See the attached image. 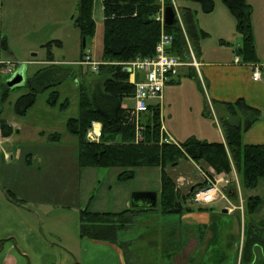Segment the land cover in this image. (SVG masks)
I'll return each instance as SVG.
<instances>
[{"label":"rangeland","instance_id":"obj_1","mask_svg":"<svg viewBox=\"0 0 264 264\" xmlns=\"http://www.w3.org/2000/svg\"><path fill=\"white\" fill-rule=\"evenodd\" d=\"M214 1L215 8H227L223 0ZM78 2L79 0H0V33L2 37L8 35L10 49V52H1L4 60L12 61L16 70L21 68L25 78L32 77L35 71L43 66L54 64L69 67L73 72L72 76L67 77L55 88L60 92V98L55 105L47 101L52 89L45 90L37 95L35 104L25 115L16 114V99L28 91L24 86L11 90L9 98L0 103V120L5 119L14 127L11 138L0 144V176H5L4 185L9 189H18V197L23 199L19 205H13L14 213H11V216L4 210L5 206L0 204V238L12 231L18 247L28 245L33 250L43 251L42 255H49L50 249L59 250V246L63 245L79 248L81 209L121 211L133 207V192L155 191L158 194L156 209L138 213L131 225L118 233V241L127 248L122 249L124 256L130 264H185L193 253L194 240H199L201 233H204V227L202 224L185 222V214L181 216L161 211L160 167H138L133 178L119 180V167H81L79 164L78 138L68 131L67 121L79 115V86H89L92 80L98 79L99 73L92 72L87 65L78 64L84 50V38L74 20L78 13ZM173 3H176L178 8V1L174 0ZM194 4L196 8H200L198 3ZM98 5L101 7L100 3ZM215 12L213 14H217V9ZM178 13V19L181 21L179 9ZM200 14L204 15H199L198 24L207 32V35L200 39V48L206 47L207 52L212 54L213 50L222 47L230 57L237 59L232 48L236 47L237 39L241 40L242 37L236 26L233 24L230 28L225 25L226 36L223 37L220 34L222 26L210 19L214 15L202 11ZM100 15L101 18L97 12L94 36L85 38V52L91 53V56L99 61L103 55V8ZM181 26L184 27L182 21ZM187 40L188 55L191 58L181 59L185 65L191 64L190 61L194 64L196 55L192 41L188 38ZM49 54L53 55L52 60H48ZM188 67L181 66L179 71L184 70L189 74ZM194 67L199 68V64ZM12 75L0 73V85ZM181 80L180 85L167 83L164 87V98L161 101L162 124L170 129L173 127L179 133L187 131L185 136L178 135L179 142L190 136L204 139L203 126H209L213 133L207 137L221 141L223 136L219 132L215 116L207 119L204 116L205 90L201 89L191 75ZM65 99L68 100V105L63 108L61 104ZM124 103L133 106L134 100L126 98ZM191 106H194L193 111ZM214 107L221 125L225 110L215 105ZM56 133L59 138H54ZM181 160L179 167H169L168 172L175 178L181 192L186 194L193 186L203 184L201 169L208 174L209 168L213 166L203 163L199 164L200 169L195 162L185 158ZM6 167L9 172L4 175ZM235 167L232 162V171L224 173L229 179L225 190L223 188L224 198L219 197L216 202L205 204L189 200V205L194 208L192 212L208 211L209 206L213 205L217 209L231 208L244 215V202L250 194L259 193L264 196V178L256 189H246ZM214 170L216 171L215 168ZM180 175L187 177L184 184L177 181ZM231 189L237 191V197H230ZM2 199L0 195V201ZM258 216H264V213ZM63 253L68 262V256L65 251ZM31 255L36 264L37 258L33 253ZM46 261L48 264L62 262L61 258L55 259L52 255Z\"/></svg>","mask_w":264,"mask_h":264},{"label":"trees","instance_id":"obj_2","mask_svg":"<svg viewBox=\"0 0 264 264\" xmlns=\"http://www.w3.org/2000/svg\"><path fill=\"white\" fill-rule=\"evenodd\" d=\"M173 1L102 0L103 63L99 66L98 79L92 80L89 86L84 84L79 86V115L67 121V129L78 138V161L81 167H119L121 168L119 180L133 178L138 167H160L162 172L160 209L165 214L182 216L194 211L189 205V200L196 186L188 193H182L175 178L169 174V167H175L181 159L189 158L194 162L213 166L216 171L224 174L232 171L233 162L241 175L243 187L255 188L264 178V144H247L242 140L243 133L262 118L260 109L242 97L231 102L213 101L215 106L225 110V115L221 117L225 142L208 141L195 136L181 142L162 141L165 136L162 132L160 103L150 104L148 111L139 116L132 114L131 106H124L125 99L132 98L135 94V86L130 81V72L125 70L124 62L137 57L153 56L163 30L173 37L169 52L184 60L186 57L191 58L188 55L187 38L192 41L197 51L199 40L207 35L196 22V12L185 1L198 3L201 11L206 14L214 11L215 1L175 0L179 2L178 9L184 27L181 26L179 19L172 25L162 26L157 16L166 6H173ZM223 2L234 16L236 30L242 37V45L235 49L236 55L242 57L244 61H257L252 6L246 0ZM93 11L94 0H79L78 13L74 20L83 38L93 37L96 32ZM7 47V36H1L0 49ZM85 48L86 46H83L80 58L86 54ZM47 58L52 60L53 55L49 54ZM194 74H190L191 77L194 78ZM72 75L71 68L55 64L36 70L32 77L26 78L23 85L28 91L15 101L16 114L25 115L35 104L37 95L45 90L52 89L47 101L55 105L60 98V92L55 88ZM16 88L10 89L4 81L0 85V103L5 102L10 91ZM61 105L63 108L66 107L68 100L65 99ZM94 121L102 125L99 141H90L87 138L88 129ZM13 132L14 127L5 119H1L0 135L9 137ZM54 138H59V134L56 133ZM7 194L14 204L21 203L22 199L11 190H7ZM235 197L237 194L232 198ZM263 203L264 197L260 195H252L245 199V240L240 264L259 261L264 263V224L254 219ZM156 207H132L121 211L103 212L81 209L79 237L105 241L126 250L124 244L118 241V233L129 227L138 213L149 212ZM202 237L201 233L199 240ZM5 241L0 238V250ZM125 259L126 263L130 264L128 258Z\"/></svg>","mask_w":264,"mask_h":264},{"label":"crops","instance_id":"obj_3","mask_svg":"<svg viewBox=\"0 0 264 264\" xmlns=\"http://www.w3.org/2000/svg\"><path fill=\"white\" fill-rule=\"evenodd\" d=\"M248 2L253 7V36L258 54V60L244 61L242 57L236 55L235 49L242 45V38L241 40L237 39L236 47L232 48V52L235 54V56L239 57V62H236L235 57H230V54H227V52H225L222 47H218L217 49L213 50L212 54H209L206 50V47L201 46L200 48V45L198 44L199 47L196 51V55H194V60L197 65L199 64V68H192L191 66L187 65V67L189 66L188 68L190 69L189 74L187 73V71L178 70V73L172 76V80H170L169 83H177L178 85H180L182 81L181 79L185 78L186 76L190 77V74H194V70L196 71V73L194 74V79L197 81L201 89L205 90V119H207L208 117L214 118L215 116V118L217 119V124L219 125V132L223 136V139L221 140L223 142H225L224 132L220 125V121L218 119L213 101L218 100L231 102L240 97L244 98L249 104L260 109V111L262 112V118L259 121L255 122L247 131L243 133L242 140L247 144H264V0H248ZM99 3L101 4V7H99ZM185 3L192 7L196 12L195 17L198 24L200 20L199 15H204L200 14L201 9L196 8L194 2L185 1ZM198 7H200V5ZM100 8H103L102 0H94L93 14L96 22V27L97 12L99 18H101ZM216 9L217 14H213L216 13ZM211 14H213L214 16H211L210 19H214V22L217 25L222 26V29H220V34L223 37L226 36L225 25L230 27L234 24V26H236V20L228 8H215L214 12L208 13V15ZM199 27L204 30V28H202L201 26ZM6 36L8 41V35ZM2 51L10 52V49L9 47H7V49H0V58L3 57L1 53ZM198 56L199 59H197ZM255 65H258L261 69V77L259 78V80L253 79ZM181 76L183 77L181 78ZM143 77L144 76L140 73L139 78ZM198 105H200V103H198ZM124 106H126L125 103ZM190 109L191 111H193L194 106H191ZM203 127L205 128L204 131H202V134L205 136L204 139L208 141H216L211 140L212 137H207L213 135L209 126ZM162 132L165 136L163 140L169 142H179L177 141L178 135L181 134L185 136V134H187V131L179 133L173 127L170 129L163 124ZM196 134L198 135V133ZM10 138L11 136L2 137L0 135V144L8 141ZM6 155H8V153H6ZM185 159L187 161L194 162L189 158ZM181 162L182 160L176 166L179 167L181 165ZM195 163L200 168V163ZM175 167H172V169ZM8 169L9 168L7 167L5 168L3 172L4 175L9 172ZM1 170L2 167L0 166V171ZM180 177H183L185 180H187V177L184 175H180L178 178ZM1 178L2 177L0 176V180ZM5 183L6 177L4 176L2 178V181H0V195L3 197L2 201H0V204L5 206L4 210H7V214L11 216V213H14L13 205L16 204H14L8 198L7 190H11L18 197V189H9L4 185ZM258 185L253 189H256ZM252 195L260 194L252 193L249 196ZM209 207L210 208L208 209V211L204 210L201 212H190L183 215L186 219L185 222L195 225L202 224L204 226L203 237L200 240H194L195 244L193 245V253L189 261H187L185 264H240L242 248L245 240V214L241 215L236 210H228L227 212H223V209L225 207H223L222 209H217L216 206L213 205H210ZM263 208L264 203L260 210L254 216V219L262 224H264V216L258 215L264 213ZM13 234L14 233L12 231H9L8 233H6L5 237H2V239H5L6 241L2 249L0 250V264H34V257L33 255H31L32 253L37 258L35 261L36 264H48L46 259H50L51 255L55 259L61 258L62 262L60 264H63V262H65V264H127L122 248L105 241H95L92 239L79 237V248L71 247L69 245H63L59 246V250L50 249L49 255H47L45 252V255H42L43 251H38L36 249L33 250L32 247H29L28 245H25L24 247H18L15 243V240L13 239ZM63 251H65L66 255L68 256V262H66L67 258H64ZM252 264L264 263L262 261H259Z\"/></svg>","mask_w":264,"mask_h":264},{"label":"built area","instance_id":"obj_4","mask_svg":"<svg viewBox=\"0 0 264 264\" xmlns=\"http://www.w3.org/2000/svg\"><path fill=\"white\" fill-rule=\"evenodd\" d=\"M173 4L178 17V8H176V3ZM157 19L160 20L163 26L164 9H162L161 13L157 16ZM172 41V35L163 30L156 46V52L153 56L137 57L131 61L124 62V67L130 68V81L135 86V94L132 97L134 105L131 106L132 114L139 116L148 110L150 104L160 103V101L163 100L166 82L172 80V76L177 74L179 68L184 65V62H182L178 56L169 52ZM239 61L240 59L237 57L236 62ZM102 63L103 61L95 60L88 52L78 61L80 65L89 66L92 72H97L99 65ZM17 70L12 61L0 58V73L11 75L17 72ZM140 73L144 76L143 78H139ZM260 77L261 69L257 66L254 68L253 79L259 80ZM101 135L102 125L100 122L94 121L92 126L88 129L87 138L90 141H99ZM162 141L164 140L162 139ZM209 170V173L205 174L201 169L203 184L195 187L193 195L190 198L191 202L205 204L216 202L219 197L224 198L223 188L225 190L229 183V179L225 174H218L213 167L209 168ZM184 180L183 177L177 179L179 184H184ZM228 202L230 201L228 200ZM240 208L243 209V206ZM228 210H231V208Z\"/></svg>","mask_w":264,"mask_h":264},{"label":"water","instance_id":"obj_5","mask_svg":"<svg viewBox=\"0 0 264 264\" xmlns=\"http://www.w3.org/2000/svg\"><path fill=\"white\" fill-rule=\"evenodd\" d=\"M177 19L176 9L174 6H166L164 8V23L165 25H172ZM86 45V39H83V46ZM130 72V68H125ZM26 82V78L22 69H18L7 81V86L12 89L15 87L23 86ZM237 191L231 189L229 195L231 197L236 196ZM131 202L133 207L137 208H154L158 204V194L155 191H135L132 194ZM228 209L224 208L223 212H227Z\"/></svg>","mask_w":264,"mask_h":264},{"label":"bare ground","instance_id":"obj_6","mask_svg":"<svg viewBox=\"0 0 264 264\" xmlns=\"http://www.w3.org/2000/svg\"><path fill=\"white\" fill-rule=\"evenodd\" d=\"M176 16H177V15H176ZM164 24H165V23H164ZM179 58H180V57H179ZM187 65H196V66H197L196 62H194V64H192V62H191V64H187ZM187 65L184 64V65H182V66H187ZM99 66H100V65H99ZM98 72H99V68H98V71H97V72H94V73H98ZM169 82H170V80L167 81L166 84L169 83ZM166 84H165V86H166ZM165 86H164V87H165ZM163 93H164V92H163ZM160 103H161V101H160ZM147 111H148V110H147ZM147 111H146V112H147ZM144 113H145V112H144ZM167 142H169V141H167ZM134 208H137V207H134ZM154 208H155V207H154Z\"/></svg>","mask_w":264,"mask_h":264}]
</instances>
